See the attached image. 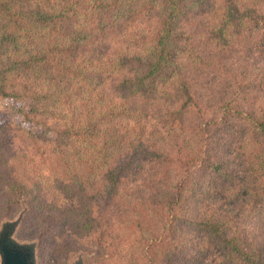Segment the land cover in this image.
Returning a JSON list of instances; mask_svg holds the SVG:
<instances>
[{"label": "trees", "instance_id": "trees-1", "mask_svg": "<svg viewBox=\"0 0 264 264\" xmlns=\"http://www.w3.org/2000/svg\"><path fill=\"white\" fill-rule=\"evenodd\" d=\"M6 100L0 218L26 198L42 263L69 222L152 224L156 264H264V0H0Z\"/></svg>", "mask_w": 264, "mask_h": 264}, {"label": "rangeland", "instance_id": "rangeland-1", "mask_svg": "<svg viewBox=\"0 0 264 264\" xmlns=\"http://www.w3.org/2000/svg\"><path fill=\"white\" fill-rule=\"evenodd\" d=\"M21 104L22 103L19 104V102L15 100L0 101V122L25 123L24 117L19 111ZM19 210L20 206L17 205L15 209L6 215L7 217H14ZM26 219L27 216L24 217L23 221L25 222ZM74 224L75 223L68 222L67 231L62 229L57 230V234L53 236V240L51 239L52 236H47L46 239L51 240L52 244L60 240L68 245L63 248L61 253L58 249H54L53 246L51 249L49 246L44 247L45 250L42 254L43 263L41 262L40 241L38 253L39 264H66L69 256L79 251L93 253L90 257L85 258L83 264H156L155 251L158 249L156 248V241L150 236V230L154 228L152 224L135 227L124 245L120 241V238H108L105 241L96 239L92 242V240L90 241L77 233H73ZM18 238L30 240L34 238V236L24 235L19 230ZM51 259L55 261L51 262Z\"/></svg>", "mask_w": 264, "mask_h": 264}, {"label": "water", "instance_id": "water-1", "mask_svg": "<svg viewBox=\"0 0 264 264\" xmlns=\"http://www.w3.org/2000/svg\"><path fill=\"white\" fill-rule=\"evenodd\" d=\"M20 210L14 217L4 215L0 220V264H39L38 237L22 240L18 238L28 203L24 196L18 198ZM93 253L79 251L72 253L66 264H83Z\"/></svg>", "mask_w": 264, "mask_h": 264}]
</instances>
